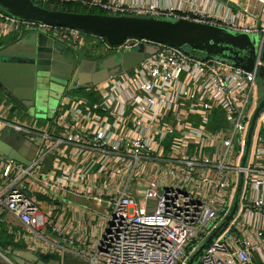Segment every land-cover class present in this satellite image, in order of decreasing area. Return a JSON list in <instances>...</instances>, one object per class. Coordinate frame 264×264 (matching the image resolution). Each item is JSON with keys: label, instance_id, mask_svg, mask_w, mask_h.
Returning <instances> with one entry per match:
<instances>
[{"label": "built area", "instance_id": "1", "mask_svg": "<svg viewBox=\"0 0 264 264\" xmlns=\"http://www.w3.org/2000/svg\"><path fill=\"white\" fill-rule=\"evenodd\" d=\"M37 1L182 19L259 34L264 43V0H246L242 9L240 0H176L173 6L168 0ZM22 32L47 34L83 54L89 44L97 46L104 56L154 44L129 38L114 46L103 37L21 19L0 8V39ZM156 46L155 55L98 86L97 101L63 93L42 124L13 115L6 96L0 103V136L10 130L36 144L37 152L30 165L0 153V216L12 215L41 244L65 249L50 236L60 231L54 223L64 222L59 209L77 196L111 210L90 264H187L230 211L243 172L239 212L198 264H264V112L248 165L241 166L260 103L262 47L247 71ZM216 115L222 123L211 130ZM0 256L14 264L1 250Z\"/></svg>", "mask_w": 264, "mask_h": 264}, {"label": "water", "instance_id": "2", "mask_svg": "<svg viewBox=\"0 0 264 264\" xmlns=\"http://www.w3.org/2000/svg\"><path fill=\"white\" fill-rule=\"evenodd\" d=\"M41 4L42 2L37 0H0V8L13 16L53 27L77 29L103 37L114 46L122 44L129 38L146 40L154 44H141L130 51L115 53L97 60L85 57L83 53L47 34L20 33V38L13 47L11 45L0 49V90L4 91L14 106L26 115L31 109L37 110L38 79L48 78L50 83L62 87L66 92L90 90L100 86L113 75L130 71L140 65L147 56L155 55L159 51L156 44H165L182 50L188 48L204 55V59L226 61L247 71L253 70L261 47L264 60V43L262 45L259 34L182 19H163L169 17L55 11ZM257 84L260 103L250 121L247 144L241 162L243 168L248 165L257 122L264 112V67L260 70ZM43 111L45 114L47 109ZM30 117L45 119L50 115L36 112ZM36 152V144L23 136L12 134L10 130H5L0 136V153L7 159L30 165ZM244 187L245 173L242 172L230 211L198 246L187 264H198L205 252L234 221L241 206ZM10 260L14 264H46L33 252L25 250H14Z\"/></svg>", "mask_w": 264, "mask_h": 264}, {"label": "crops", "instance_id": "3", "mask_svg": "<svg viewBox=\"0 0 264 264\" xmlns=\"http://www.w3.org/2000/svg\"><path fill=\"white\" fill-rule=\"evenodd\" d=\"M124 1L138 2L139 0ZM240 3L241 7L239 9H242L246 6L247 1H240ZM175 4L176 0H168L169 6ZM248 4L250 11L258 15L260 14L258 6ZM12 36H15V34L1 38L0 40L8 41ZM8 46H3L0 49ZM5 99L6 93L0 90V103ZM15 114L19 119L27 120L30 123L36 121H41L39 124L44 123V119L33 118L25 113L15 112ZM38 199L46 201V198L42 196H38ZM68 201L69 203L66 207L59 209V213H64V222L56 221L54 223V227L60 231L52 233L51 229L49 230L52 233L50 239L65 249L41 244L12 215L3 213L0 216V250L4 249L5 252L9 251L11 253L14 249L30 251L46 264H90L88 258L94 256V249L97 247L108 226L111 210L98 206L95 203H89L84 198L77 196H70ZM15 245L18 248H14Z\"/></svg>", "mask_w": 264, "mask_h": 264}, {"label": "rangeland", "instance_id": "4", "mask_svg": "<svg viewBox=\"0 0 264 264\" xmlns=\"http://www.w3.org/2000/svg\"><path fill=\"white\" fill-rule=\"evenodd\" d=\"M240 1H244V0H240ZM59 3L63 4V3H67V2H51V3H49L50 4V8L53 9V8L57 7V4H59ZM71 3H80V4H82L81 2H71ZM92 7L95 8L94 6H91V5L86 6V5L82 4V7H80V8H82V9L83 8L84 9L87 8L88 10H91ZM163 19L172 20V18H163ZM83 33H85V32H83ZM260 37L262 38V36H260ZM11 45H9V46L13 47L15 44L11 43ZM87 47L90 49V52H87L92 57V58L88 57L90 59L102 60L105 57L110 56V55L104 56L101 53H99L98 52V48L99 47H97V46H91L89 44ZM183 50L186 53L195 54L198 58L204 59V55H202L200 53L193 52V51H191L188 48L187 49L184 48ZM81 53H83V51ZM49 81L50 80L48 78H45V77H42V78L38 79V82H37L38 95H37V107H36L37 110L31 109L29 114H27V115H29V116L31 115L32 116V115H35L36 112H38L41 115H50V116H52L53 109L58 105L59 100L61 99L62 93H65L66 91H63L64 89H62V87L56 86L53 83H50ZM61 91H63V92H61ZM95 91H98V89L95 90ZM59 92H61V93H59ZM76 94L77 95H82L80 93H74L73 95H76ZM45 108L47 109V112H45V114H44L43 110H45ZM14 112H21L23 114V112L20 109L16 108V107L14 108ZM2 252L5 255H9V257L11 255V254H8V252H5L4 249H2ZM0 264H9V263H7L4 260V258H2L0 256Z\"/></svg>", "mask_w": 264, "mask_h": 264}, {"label": "trees", "instance_id": "5", "mask_svg": "<svg viewBox=\"0 0 264 264\" xmlns=\"http://www.w3.org/2000/svg\"><path fill=\"white\" fill-rule=\"evenodd\" d=\"M43 7L47 8V9H51V10H55V11H64V12H70V13H82V14H87V13H90V14H105V12L103 10H101L100 8H93L91 10H88L87 8H80L82 7V4L80 3H71V2H67V3H59L57 4V7L55 8H50V4L49 3H42L41 4ZM20 36L18 34H15V36H12L8 41H3V40H0V48L3 47V46H8V45H11L16 43L18 40H19ZM10 42V43H9ZM87 52H90L89 48L86 49L85 53H84V56L85 57H91V55ZM98 87H95V88H92L90 90H81V91H67L71 94H74V93H80L82 95H75V96H82V97H85V98H88L91 102H95L97 101V97H96V91ZM219 114V113H217ZM216 118V120H215ZM218 123H222V121H219L217 119V115L216 117H214L213 121H212V125L210 126V129L211 130H216L218 127H220V125ZM14 248H18V246H14ZM15 250V249H14ZM43 259H47V258H43Z\"/></svg>", "mask_w": 264, "mask_h": 264}, {"label": "flooded vegetation", "instance_id": "6", "mask_svg": "<svg viewBox=\"0 0 264 264\" xmlns=\"http://www.w3.org/2000/svg\"><path fill=\"white\" fill-rule=\"evenodd\" d=\"M15 107V106H14Z\"/></svg>", "mask_w": 264, "mask_h": 264}]
</instances>
